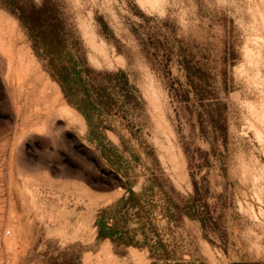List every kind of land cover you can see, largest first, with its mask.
<instances>
[{
    "label": "rangeland",
    "instance_id": "1",
    "mask_svg": "<svg viewBox=\"0 0 264 264\" xmlns=\"http://www.w3.org/2000/svg\"><path fill=\"white\" fill-rule=\"evenodd\" d=\"M43 9L115 93L94 134L34 45ZM0 32V264H160L96 225L146 185L171 260L264 264V0H0Z\"/></svg>",
    "mask_w": 264,
    "mask_h": 264
},
{
    "label": "trees",
    "instance_id": "2",
    "mask_svg": "<svg viewBox=\"0 0 264 264\" xmlns=\"http://www.w3.org/2000/svg\"><path fill=\"white\" fill-rule=\"evenodd\" d=\"M27 26L51 74L61 84L68 101L86 116L91 128L90 134H94V110L99 109L102 103L113 100L115 93L94 83L87 60L72 41L69 31L59 25L47 10L39 12ZM116 75L127 78L124 70ZM94 139L102 144L99 137ZM110 162L115 164L111 159ZM148 190L147 185L141 191L130 187L127 195L101 208L96 219L98 236L120 244L148 247L155 261L160 264H185L171 260V253L155 225L154 211L149 205L153 198L148 197Z\"/></svg>",
    "mask_w": 264,
    "mask_h": 264
},
{
    "label": "bare ground",
    "instance_id": "3",
    "mask_svg": "<svg viewBox=\"0 0 264 264\" xmlns=\"http://www.w3.org/2000/svg\"><path fill=\"white\" fill-rule=\"evenodd\" d=\"M4 32V31H3ZM1 33V32H0ZM17 39V38H16ZM46 89V88H45ZM51 105V104H50ZM53 109V108H52ZM52 109H50V110H52ZM69 110V109H68ZM66 111V110H65ZM76 113H78L77 111H76ZM65 114H67V113H65ZM68 114H69V116H70V118L73 120V121H75V122H79L82 126L84 125V123H83V117L82 116H80V114L79 115H77V114H74V113H69L68 112ZM102 250V249H101ZM105 250H107V249H105ZM103 252V251H102ZM107 252V251H106ZM110 255V254H109ZM108 258H110V257H108ZM115 258V257H114ZM105 259V258H104ZM112 260V259H111ZM110 261V260H109ZM108 261V262H109ZM113 261V260H112ZM111 261V262H112ZM107 262V263H108ZM115 263V262H114ZM110 264V263H109ZM128 264V263H127Z\"/></svg>",
    "mask_w": 264,
    "mask_h": 264
}]
</instances>
